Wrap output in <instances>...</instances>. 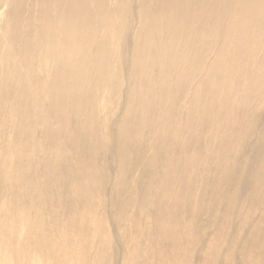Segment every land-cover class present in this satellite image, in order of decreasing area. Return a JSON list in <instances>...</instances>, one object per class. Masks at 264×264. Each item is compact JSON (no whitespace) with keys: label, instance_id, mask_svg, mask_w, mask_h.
Wrapping results in <instances>:
<instances>
[{"label":"bare ground","instance_id":"bare-ground-1","mask_svg":"<svg viewBox=\"0 0 264 264\" xmlns=\"http://www.w3.org/2000/svg\"><path fill=\"white\" fill-rule=\"evenodd\" d=\"M114 232L128 264H264V0H0V264Z\"/></svg>","mask_w":264,"mask_h":264},{"label":"rangeland","instance_id":"rangeland-1","mask_svg":"<svg viewBox=\"0 0 264 264\" xmlns=\"http://www.w3.org/2000/svg\"><path fill=\"white\" fill-rule=\"evenodd\" d=\"M219 102V101H218ZM217 102V103H218ZM223 107L224 108H227L228 106H227V104L226 103H224L223 104ZM112 111H116L117 113H116V115L118 116L119 114H120V116H121V114L123 113L122 111L120 112V109H118V106H115V104L114 105H112V106H109L108 108H107V110L105 111V113L103 112L102 114L103 115H107V114H109L110 112H112ZM99 119H101L100 117H98ZM70 119H68V121H69ZM71 124V123H70ZM252 126V125H251ZM93 133L94 134H99L100 133V130H97L96 128H95V130L93 129ZM106 135H107V140H108V134L107 133H105ZM148 139H146V141H147ZM187 140V139H186ZM186 140H181L180 141V144L181 145H183V144H185L186 143ZM108 143H109V141H108ZM75 155V154H74ZM163 163V162H162ZM165 163V162H164ZM164 163L162 164V165H164ZM109 170H113V168L112 167H110L109 168ZM127 174H129V173H126V175H125V177H124V179L122 180L123 182H122V185L123 186H119L120 188H118V186L116 185V182H115V178H114V173H111L110 174V172L108 171V172H106L105 173V176L107 177V180H106V185L107 186H110V188H113V189H115V191L116 192H120L121 194H122V196L125 198V200H129L130 202H131V198H130V194H128V193H131V192H129V190H128V185H129V183L128 182H130L129 180H131V176L130 175H127ZM113 175V176H112ZM113 177V179H112V177ZM158 176H159V174H158ZM109 179V180H108ZM127 179V180H126ZM112 180V181H111ZM104 186V187H107V186ZM123 187V189H126V191H128V192H126V191H124L123 189H121ZM122 190H123V192H122ZM97 194H100V199L101 200H103V201H107L108 202V207H110L111 205H116V207H117V205L118 206H120L121 205V202H119L118 200H117V198L118 197H116L115 196V200L114 199H112L111 198V200H110V196L108 195L109 193H107V191L106 190H101V191H99V192H96ZM127 193V194H126ZM142 194V195H141ZM109 196V197H107V196ZM128 195V196H127ZM135 195H136V198L138 197V199H137V202H140L139 204L141 205V204H143V206H145V207H148L149 205H148V203H147V201H146V199H145V201L143 200L144 199V195H146L147 196V194H145L144 192L142 193V192H136L135 193ZM99 196V195H98ZM106 199H105V198ZM141 197V198H140ZM73 198V196L71 197V199H70V201H71V203H73V201L75 200L74 198ZM146 204V205H145ZM131 206H132V204H131ZM102 211V210H101ZM102 213H103V211H102ZM104 213H105V211H104ZM32 214V212H30L29 213V216ZM110 215V216H109ZM108 216L109 217H111L113 214H109ZM46 216L44 215V216H42V218H45ZM65 217V216H64ZM207 216H198V219L200 220V222H201V230H202V228H203V224H204V222H205V218H206ZM40 219V222L41 223H43V224H38V225H34L33 226V230L31 231V233L32 232H35V231H39V230H41L40 228H42V227H39V226H43L44 225V222H45V225H47V223H49V220L47 219V217L45 218V219ZM62 218H63V216H62ZM115 218V217H114ZM47 219V220H46ZM110 219V218H109ZM44 221V222H43ZM48 221V222H47ZM234 224L236 225L237 223H236V221H234ZM109 225V222H108V224H107V228H110V225ZM38 228H37V227ZM209 228V227H208ZM207 228V229H208ZM211 229H213V227L211 228ZM105 231V230H104ZM208 231V230H207ZM231 231V230H230ZM98 232V231H97ZM208 232H210V230L208 231ZM70 232H68V234H69ZM115 234H116V236L114 237V238H116V240L113 238V236H111V239H108V241H110V243H108L105 239H101V240H93L92 241V243H91V245H90V248H88V254H89V256H88V258L90 259V261H89V259L88 258H86V257H82V258H80V259H78V258H72L71 260H69V261H72L74 264L77 262V264L79 263V264H90V262H91V264L93 263V264H128L127 262H126V259L128 260V255H126V252L124 251L123 252V250H121L122 248L121 247H119L120 246V244L118 243L121 239H122V237L123 236H121L118 232L116 233V232H114ZM71 234V233H70ZM207 234V233H206ZM206 234H205V236H206ZM109 235H110V233H109ZM205 236H204V238H205ZM120 237V238H119ZM112 241V242H111ZM75 243V244H74ZM74 243H70L69 244V248H68V246L67 247H62L61 245H59L60 247L57 249V251L60 249L61 251L63 250L64 252L63 253H66V255H67V252L66 251H68V252H71L72 253V251H74V250H76V251H74L73 252V254H76V255H78V256H81V248L79 249V247L78 248H76V249H74V250H72V246H81L82 245V243L80 242V241H75ZM77 244V245H76ZM98 244V245H97ZM106 246H105V245ZM117 244V245H116ZM119 244V245H118ZM102 246V248H100L101 246ZM108 245V246H107ZM113 245V246H112ZM109 246H110V248H109ZM112 246V247H111ZM101 249V252L100 251H98V249ZM104 248V249H103ZM115 248V249H114ZM118 248V249H117ZM34 249H37V251H35V253H36V256L38 255L39 257H42V260L43 261H45V256H47V255H44L42 252L44 251L43 250V247H41V246H39V247H37V248H34ZM99 249V250H100ZM41 250V251H40ZM66 250V251H65ZM109 250V251H108ZM123 252H121V251ZM103 251H105V252H103ZM108 251V252H107ZM118 251V252H117ZM49 252H53L52 250H49ZM93 252V253H92ZM110 252V253H109ZM106 253H108V254H106ZM98 254H101L102 256L101 257H99V255ZM121 254V255H120ZM122 254H123V256H122ZM65 255V254H64ZM113 255V256H112ZM93 256V257H92ZM98 256V257H97ZM91 257V258H90ZM127 257V258H126ZM132 256H130V258H131ZM93 258V259H92ZM100 258H102V259H100ZM116 258V259H115ZM123 258V259H122ZM67 259V258H66ZM82 259H84V260H82ZM92 259V260H91ZM76 260V261H75ZM80 260V261H79ZM82 260V261H81ZM94 260V261H93ZM111 260V261H110ZM192 260H194V259H192ZM89 261V262H88ZM97 261V262H96ZM119 261H121L120 263H119ZM185 261V260H184ZM183 261V262H184ZM204 261V260H203ZM216 260H214L213 262H211L210 264H215L216 262H215ZM114 262V263H113ZM118 262V263H117ZM204 262H206V261H204ZM57 263V262H56Z\"/></svg>","mask_w":264,"mask_h":264}]
</instances>
